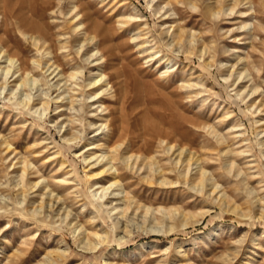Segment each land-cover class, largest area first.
Segmentation results:
<instances>
[{"label": "rangeland", "instance_id": "rangeland-1", "mask_svg": "<svg viewBox=\"0 0 264 264\" xmlns=\"http://www.w3.org/2000/svg\"><path fill=\"white\" fill-rule=\"evenodd\" d=\"M30 1L49 3H22ZM18 2L0 4V36L16 43L29 67L32 59L42 64L31 74L36 84L18 88L12 101L0 98V264H264V0H242L232 14L218 17L209 7L229 13L233 0H50L62 10V15L46 14L50 51L56 52L65 74L76 69L83 74L77 75L79 86L71 92L75 109H56L66 103L51 99L41 118L36 107L23 109L14 101L30 93L36 103L45 91L53 98L73 85L61 83L55 90L57 77L51 79L46 71L43 49L32 47L13 29L8 11L17 12ZM79 12H89L108 39L103 44L111 59L101 70L110 75L112 88L100 101L112 110L107 117L99 115L105 111H94L99 104L86 103L95 100L87 99L86 86L96 72L90 62L94 56L85 61L95 50L92 45L77 53L84 35L73 33L77 19L71 21ZM246 22L251 25L243 29ZM71 37L79 39L64 44ZM191 37L203 44L192 54L185 47ZM243 69L250 74L238 80ZM9 90L6 85L2 93ZM105 121L110 126L115 122L113 131L97 129ZM59 129L79 139L65 143ZM3 142L11 145L9 152ZM98 142L97 152L114 158L122 194L132 201L122 217L113 216L121 217L123 226L117 230L91 196L90 169L79 157L88 153L87 143L92 147ZM116 144L122 145L117 154L111 149ZM181 149L182 163L176 164ZM130 154L141 156L136 166L123 163L121 157ZM190 156L192 176L197 165L206 170L227 197L226 206L208 192H195L179 176ZM24 163L25 186L19 190L13 182ZM30 181L38 185L23 202L20 191ZM47 192L59 200L38 217L32 210L42 202L47 205ZM171 210L176 213L170 218ZM183 215L195 222L182 226ZM69 220L85 229L91 241L106 233L105 243L93 251L81 249L65 225ZM143 226L157 231H141ZM142 243L149 247L138 252Z\"/></svg>", "mask_w": 264, "mask_h": 264}, {"label": "bare ground", "instance_id": "bare-ground-1", "mask_svg": "<svg viewBox=\"0 0 264 264\" xmlns=\"http://www.w3.org/2000/svg\"><path fill=\"white\" fill-rule=\"evenodd\" d=\"M23 1L19 0L20 5L18 2L17 6H18L19 12L18 11L14 12V8L9 9V11H8L7 7H6L8 4V0H7V2L5 1L6 3L2 1L4 3V5H6L5 6L6 12L8 11L9 16L11 17V19H13L12 22L10 21L12 26H13V29L17 32L22 33V36L24 37L25 42L28 43L29 45H31L32 47H35L39 51L43 49L42 53L47 58L46 62H45L46 65L48 66V67L46 66L47 67L46 71L50 70L49 75H52L51 79H54L55 77H57L56 81L54 82L55 84L53 85L55 90L60 89V88L57 89V87L61 83H63V84H61V87L63 85H66V87L71 86V85H73V86L63 89V91L57 93L53 98H49L48 92L45 91V92H43L42 97L39 96V98L37 99L38 102H36V103H34L36 100L33 99V96H31L30 93L24 94L23 98H21V97L17 98L16 101H14V103L18 106H22L23 109L28 107L31 110L32 107H36V111L37 110L39 111V117L40 118L43 115L47 116L51 99L54 100L56 104L57 103H63L65 101L66 104L56 105V107H55L56 109L60 108V106H62V105H66L69 110H74L76 98H75V95L73 93L71 94V92H74L75 86H79L76 79H77V75L83 74V70H80V69L77 70L76 69V70L70 72L69 74H65L63 68L60 66V64L58 62V56H57L56 52L53 51V48L50 51V46L51 47L53 46L51 43L52 42V36H51V34L48 33L46 25H45L46 14H48V15L52 14L53 15L54 13L59 11V14L62 15V10L59 8L55 9L54 4L52 2L50 3V0H49V3L46 1L45 2L30 1V2H28V4H24V5L22 3ZM149 1H151V0H149ZM223 1H225V0H223ZM249 1L250 0H246L247 3H249ZM74 2H75V0H74ZM221 2H222V0H221ZM233 2H232L233 5L228 8L229 13H225V10L223 8H220L218 10H214V8L209 7L208 10L211 12V14L213 16H216V17H218L220 15L232 14L235 6L238 5L239 3H241L242 0H233ZM3 3L1 4V2H0L1 7H2ZM191 6L193 8H196V5L193 3H191ZM11 7H13L12 4H11ZM1 9L2 8H0V10ZM160 9H163V7H161ZM3 10H4V8L1 11H3ZM88 13L86 14L83 12H79V13L75 14L74 19L71 21V22H73L75 19H77V22L75 24L73 23L74 24V32L73 33H76L75 35H77V33L81 31L84 35L83 40L81 42H79L80 46L77 50V53H80L81 49H83L84 47L88 48V47H91L92 45L94 46L95 51L90 56H88L85 61H89V59L94 56L93 60H91L90 62H94L93 65L96 66V69H95L96 72L93 73V77L87 82L86 86H88L87 99L89 100L90 98H93L95 100H93L91 102H86V103H90L89 107L91 105L95 106V104H99V105L94 107L95 108L94 111H96V112L99 111V113L105 111L103 114H99V115H101L100 117H107L108 115H110L112 113L111 112L112 110L107 109V107L104 106L102 103H100V101L104 97L102 95H107L108 92L110 91V89L112 88V86L110 84L111 83L110 75L104 74L101 70L102 68L105 67V65L107 63H109V61L111 59L110 57H108L110 54L108 55V50L106 49L107 47H104V44H103L104 42H107L108 39L106 38V35L104 37L103 33L101 32V27H100V25L97 24V21L95 20L96 21L95 22V21H91L89 19ZM241 13H243V12H241ZM92 14H93V12H92ZM92 14H91V16H92ZM1 15H3V13ZM1 17L3 18V16H1ZM6 24H5V26H6ZM8 25L10 26V23ZM250 25H251L250 22H246V23H244L242 28L246 29ZM0 30H1V28H0ZM103 32L105 33V31H103ZM76 38H78V37H71V38H69V40L67 39V41H65L64 44L71 43L73 40H76ZM46 44H47V46H46ZM170 44L172 45L173 41H171ZM201 45H203V44H199L197 42V40H194L191 37V40H189L187 46H185L186 51L188 53L192 54L193 51H195L196 49L201 47ZM15 48H16V43L8 40L4 36H0V80H1V82H0V98L3 100H6V101H12L13 100V98L15 97V94H16V90L18 88H24L25 89V87L31 81L33 82V84H36L37 79L32 78L31 74L33 73V71L39 69L41 67V64H42L40 62V60H37V59L31 60L30 59L31 60V63H30L31 66L29 67L27 60L23 59V57L19 54V52L17 50H15ZM60 48L64 49V48H66V46L62 45ZM44 51H46V52H44ZM200 52H201V54H203L205 52L204 46H202ZM3 64H4V66H3ZM249 74L250 73L248 72L247 69L240 70V71H238L237 79L238 80H240L242 78L244 79ZM230 76H231V74L228 77H226L224 80H227L228 78H230ZM67 81H71V83L67 84ZM6 85H8V87H10V90H9L10 92L8 91V93L5 92L3 94L2 90L5 89ZM256 89L257 88H254L252 90V92L250 93V95H252L255 91H257ZM2 94H3V96H2ZM66 94H68V95L66 96ZM81 104L83 105V103H81ZM58 112H60V111H58ZM68 121L72 122L73 120L68 119ZM106 121H105V123L101 122L100 125L97 127V129H99L101 127H102V129H105L108 127V129L106 131L109 133L110 129L113 131V128L116 124H115V122H113V123H111V126H110L109 124L107 125ZM62 126L60 125L59 127H62ZM55 127H58V126H55ZM66 132L67 131H64L63 133H61V130L60 129L58 130V133H61V137L65 140V143L72 144V142H75L79 139L78 135H75L73 133L69 134V132L68 133H66ZM261 132L264 133V127L261 130ZM67 134L69 135L68 137H67ZM105 135H107V134H105ZM3 145L5 146L4 147L5 152H9L11 145L7 142H3ZM121 146H122L121 144H116L111 149L114 153L117 154V152L121 148ZM261 146L264 147V140L263 141L261 140ZM85 147H87L86 148L87 150L85 152H88V153L86 155H84V152H82V153L80 152L79 157H81V160L83 161L84 164L87 163L86 166L87 167L89 166V169H90L88 172V178L90 180V185L88 187L89 192H90L91 196L93 197V199L97 202L98 206L102 209L104 208V212L106 213L108 219L111 221L112 227L115 230H117L122 225L121 224L119 226L120 218L123 216V212L126 211L130 207L132 201L129 198H127L126 196H123V194H122L123 193L122 187H121L119 180L117 179L116 168L113 165L114 158L112 156H110L108 153H104V152L98 153L97 152V149L101 147V143L98 142V143L94 144L92 147H91L90 143H87L85 145ZM173 148L174 147L171 145L168 147V150L172 151ZM92 149H94V150H92ZM183 152H184V149H181L179 151V153L175 156V157H178L177 160L175 161L176 164L182 163L183 158L181 156H182ZM263 157H264V153H263ZM140 158H141V156L136 155V154L135 155H131V154L130 155H123L121 157L122 161H124L123 163H126L128 167H133V165H132L133 162H135L134 165L136 166V162L139 161ZM192 159H194V157L192 158L190 156L188 159L185 160L187 162L188 166H187V168H185V170H182L180 172L179 176L182 178V180L185 182V184H188V186H190V188L195 190V192H198V193L203 194V195H205L208 192V197L212 196V198H214V200H216L218 204H220V205L225 204V206H226L227 197L225 196L224 192H220V190L218 189L219 186L212 181L211 176L209 175V173L206 170H204L202 167L197 165V167H196L197 171L195 172L196 174H194L192 176L191 171H190L191 166L193 164V163H190V161ZM153 163L154 162H151L152 165H153ZM21 168L22 169L20 172H22V174L18 176L19 178L17 179V181L13 182L14 183L13 187L14 188L19 187V190L22 188L24 189V186H25L24 185V177H25V174L27 172L26 169L28 168L27 163L26 164L24 163ZM152 171L156 172L157 169L156 168L153 169V167H152ZM14 177H17V176H14ZM107 177H110L107 184H101V181L102 180L104 181V179H106ZM164 181H165V179L163 178L162 182H164ZM166 181H168V180L166 179ZM166 184H168V183H166ZM37 185H38V182H33V181H30L29 183L27 182L26 190L20 191V194H22V197H23V200H22L23 202L25 201L26 197L28 196L27 192L28 191H34V189L37 187ZM43 195L47 196L46 198H49L47 205H45L46 203L44 204V202H42L39 205V207L35 206L32 210L34 214L36 213L38 215V217L41 215L44 216V211H46L45 210L46 207L48 206L50 209L53 208L54 202L56 201V203H57L59 200L58 198H56V196L52 197V194L50 192L43 193ZM119 202L122 203V206H120L121 204H119ZM167 213H168L167 216L171 218L172 216L173 217L175 216L174 214L176 213V211L171 210V211H167ZM204 213L205 212H203L202 214H204ZM116 214H120L121 217H113ZM69 215L70 214L67 211L64 218L66 219ZM64 218H62V219H64ZM180 218H181L180 223L182 226H186L189 223L195 222V220L188 221V219L184 218V215ZM64 220H62V222ZM196 221H198V220H196ZM65 225L70 227L71 234L73 237V241L75 243H77L78 247H80L81 249H83L85 251L86 250H92L93 251L94 249L96 250V248H98V246H100V245H103V243H105V241L107 239V236H106L107 234L103 233V234H95L94 236H95L96 241H91L87 235V231L85 229H83L80 225L73 222L72 220H69V222H66ZM168 227H169V230L173 229L172 225L168 226ZM140 230L141 231L146 230V232L147 231H149V232H152V231L156 232L157 231V230H155V228L153 229V227L149 228V230H147L146 226L140 227ZM158 232H161V231H158ZM90 235H93V234H90ZM148 247H149L148 243H142L136 249L138 252H141V251L147 250ZM64 250L65 249H63V251ZM60 252L61 251H59V253ZM127 254H128V252H126V251L125 252L123 251L121 253V255H123V256L125 255V257ZM57 257L59 258L60 255H58ZM104 263L107 264L106 262H104ZM39 264H41V263H39ZM43 264H45V263H43Z\"/></svg>", "mask_w": 264, "mask_h": 264}]
</instances>
